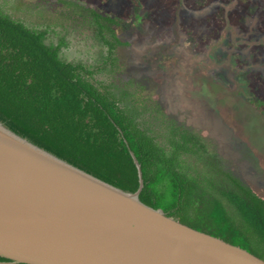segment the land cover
<instances>
[{"label": "trees", "instance_id": "16d2710c", "mask_svg": "<svg viewBox=\"0 0 264 264\" xmlns=\"http://www.w3.org/2000/svg\"><path fill=\"white\" fill-rule=\"evenodd\" d=\"M65 2L91 20L106 51L93 65L66 60L65 38L48 41L49 28L32 27L0 10V121L132 192L140 186L134 152L142 166L145 203L264 260V194L228 168L206 138L139 97L133 82L114 83L118 48L129 43L118 34L120 18ZM9 261L0 255V264Z\"/></svg>", "mask_w": 264, "mask_h": 264}, {"label": "rangeland", "instance_id": "374dc122", "mask_svg": "<svg viewBox=\"0 0 264 264\" xmlns=\"http://www.w3.org/2000/svg\"><path fill=\"white\" fill-rule=\"evenodd\" d=\"M65 1L0 0V10L49 28L48 41L65 38L64 59L93 65L106 47ZM82 2L123 23L118 34L129 43L118 48L114 83L133 82L139 97L206 138L264 194V0Z\"/></svg>", "mask_w": 264, "mask_h": 264}, {"label": "water", "instance_id": "95a60500", "mask_svg": "<svg viewBox=\"0 0 264 264\" xmlns=\"http://www.w3.org/2000/svg\"><path fill=\"white\" fill-rule=\"evenodd\" d=\"M0 121V255L29 264H264Z\"/></svg>", "mask_w": 264, "mask_h": 264}, {"label": "crops", "instance_id": "0c3cea01", "mask_svg": "<svg viewBox=\"0 0 264 264\" xmlns=\"http://www.w3.org/2000/svg\"><path fill=\"white\" fill-rule=\"evenodd\" d=\"M74 2H79V3H83L82 1L83 0H73ZM91 2H93V0H91ZM88 6H92V7H95V6H93V3H91V4H88ZM96 8V7H95ZM120 36V35H119Z\"/></svg>", "mask_w": 264, "mask_h": 264}]
</instances>
